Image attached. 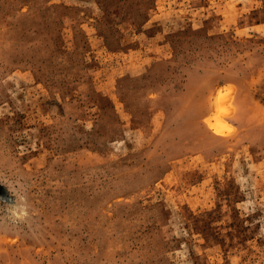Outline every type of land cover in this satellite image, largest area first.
Masks as SVG:
<instances>
[{
	"label": "rangeland",
	"instance_id": "rangeland-1",
	"mask_svg": "<svg viewBox=\"0 0 264 264\" xmlns=\"http://www.w3.org/2000/svg\"><path fill=\"white\" fill-rule=\"evenodd\" d=\"M0 264H264V0H0Z\"/></svg>",
	"mask_w": 264,
	"mask_h": 264
}]
</instances>
